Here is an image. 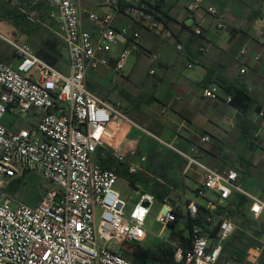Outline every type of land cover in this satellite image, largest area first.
I'll return each instance as SVG.
<instances>
[{
	"label": "built area",
	"instance_id": "obj_1",
	"mask_svg": "<svg viewBox=\"0 0 264 264\" xmlns=\"http://www.w3.org/2000/svg\"><path fill=\"white\" fill-rule=\"evenodd\" d=\"M98 1L107 8L102 15L82 9L78 0H49L48 24L41 20L39 0H32L21 11L29 24L45 26L63 42L69 54L68 72L0 33L18 60L15 66L0 60V264H136L115 247L144 243L148 238L145 226L154 213L162 232L171 229L170 239L164 243L173 249L175 264H235L224 260L225 247L239 230L236 216L231 214L237 207L235 195L247 200L254 219L264 214L263 199L238 184V172L210 169L177 151L189 166L204 171L202 184L195 190L203 202L188 194L181 199L166 195L159 201L152 193L137 190L136 204L127 213L128 203L116 187L120 176L101 165L102 160L112 158L128 165L131 175L141 172L134 163L137 144L143 135H153L125 114L120 104L101 98L90 72L109 66L108 55L119 36L132 35L134 47L139 46L141 33L134 26L162 32L157 11L151 6L165 0H155L150 6L144 0ZM182 2L191 15L204 10V0ZM205 12L217 31L228 27L226 13L216 7ZM117 14L127 17L130 24L115 28ZM83 17L96 28L86 29ZM193 31L203 35L201 25L196 24ZM259 36L264 42V30ZM240 54L248 52L243 49ZM128 56L125 52L116 62L114 71L119 77L124 75ZM157 60V56L150 57L152 64ZM261 60V55L254 57L256 63ZM245 73L242 69L241 74ZM203 96L217 100L218 89H204ZM225 102L231 104L232 96H226ZM13 105L21 115L32 111L40 115L38 125L18 131L6 127L3 120ZM263 119L264 108L253 123L259 127ZM131 131L135 136L129 137ZM251 138L258 139L259 131ZM210 141L207 136L201 139L203 144ZM26 172L42 176L51 185L35 206L17 203L6 191ZM98 209L102 211L99 222ZM254 249L260 256L264 245ZM250 251V263L259 264L262 257L253 262Z\"/></svg>",
	"mask_w": 264,
	"mask_h": 264
},
{
	"label": "crops",
	"instance_id": "obj_2",
	"mask_svg": "<svg viewBox=\"0 0 264 264\" xmlns=\"http://www.w3.org/2000/svg\"><path fill=\"white\" fill-rule=\"evenodd\" d=\"M31 1L29 0L27 5H24L23 0H17L15 4L11 3L12 10L22 13V9L27 8ZM145 1L150 4L155 2V0ZM9 2L10 0H0L5 18H9L8 4H6ZM39 6L41 20L48 24L52 11L49 0H39ZM208 7H216L228 15L229 24L224 31L216 30L214 20L205 12ZM82 9L86 8L82 7ZM106 11L107 8L102 13L96 14L102 15ZM160 11L164 15L158 11L156 13L163 27L162 32L155 33L134 26V30L141 33L138 47H134L132 35L118 37V44L108 55L109 66L92 71L99 72L102 78L101 82L98 83V80L93 78L90 72V76L96 82L95 91L99 96L102 93L107 96L109 102L123 106L122 102L109 99L113 94L108 89L109 84L103 79L104 75L116 74L114 71L116 62L120 58L119 53L123 51L129 52V56L132 54L145 56L149 61L151 56H157L156 63L152 64L150 61V72L154 71L155 74L151 75L149 72V75L157 80L152 86L154 92H149L144 110L131 111L126 108L131 116L129 117L153 135V137L147 135V139L143 142V139L140 140L134 160V163L141 169L139 173L156 182L149 183L146 188L147 192L155 196L161 195L160 198L156 196L158 200L166 195H170L173 199H181L182 194L189 196L190 193L195 194V190L202 184L204 171L197 165L189 166L188 161L177 151L198 160L210 169L221 172L231 170L238 172V183L243 188V178L246 175L245 161L251 164L256 175L255 169L264 160V119L260 122V129L253 123L258 112L264 108V42L259 36V32L264 30V2L262 0H204V10L196 15H191L186 11L182 0H165L160 6ZM1 18L2 16H0ZM83 20L86 29L94 30L96 28V25L91 23L87 17H83ZM129 24L130 20L122 14H117L114 18L113 26L117 29ZM196 24L203 28L202 36L194 34L193 28ZM42 27L43 31L40 33L27 36L22 33L14 21L13 31H20V33L18 32L19 36H14L12 39L4 37L8 40L30 38L36 54L45 48L48 41L57 40L63 46L64 55V59L60 61L58 67L61 71L68 72L69 54L65 45L48 28ZM0 33L2 34L1 31ZM243 49L248 52L245 56L240 54ZM256 55L262 56L261 62L254 61ZM0 60L11 66H15L18 62L13 48L1 38ZM242 69H246L245 74H241ZM116 76L119 77L117 74ZM221 78H226L233 86L246 89L251 95L254 105L246 114L225 102L226 96L231 95L217 84ZM207 88H217L219 99L204 97L203 92ZM113 91L119 93L120 96L128 97L131 101L133 99L137 101L146 95L143 91H139L136 96L125 90L118 91L113 88ZM14 109L16 108L13 105L8 114ZM40 119L41 116L32 111L28 114H20V116L7 117L6 115L3 123L9 129L18 131L26 126L36 127ZM149 129L154 130L152 132ZM257 131H259V138L252 140V134ZM135 134V131H131L129 137L135 136ZM205 136L209 137L211 141L203 144L201 139ZM161 141L171 144L175 150L165 146ZM116 144L123 145V142L116 141ZM232 145L238 147L236 152L229 150ZM243 155H247L248 159H243ZM142 158L146 160L143 162ZM125 167L128 168V165ZM156 179H162L165 184L157 182ZM255 183L259 186L262 185L261 188L264 190V184L260 181ZM125 184L126 188L132 189L137 197V190L140 191L138 182L136 181L134 186H131L129 182ZM247 186L248 188L244 189L252 193H256L259 189L255 188L253 184ZM126 188L121 187L118 190L129 205L134 199ZM235 198L236 195L234 202L245 209L248 218L254 219L249 214L247 200L242 196L239 201H236ZM236 221L238 224L237 218ZM249 232L248 230L247 235L250 239H254L256 244L247 249L245 264H251L248 252L256 246L264 245L258 243L255 236L249 235ZM263 253V251L260 253L258 260ZM225 255V261L230 260L235 264H243L226 250Z\"/></svg>",
	"mask_w": 264,
	"mask_h": 264
},
{
	"label": "rangeland",
	"instance_id": "obj_3",
	"mask_svg": "<svg viewBox=\"0 0 264 264\" xmlns=\"http://www.w3.org/2000/svg\"><path fill=\"white\" fill-rule=\"evenodd\" d=\"M15 1L17 0H10L7 5L8 11L12 9V4H15ZM82 7L94 12V13H102L104 10H106V7L99 2L98 0H78ZM29 0H23V4L25 5L28 3ZM27 5V4H26ZM2 8V9H1ZM0 16L2 18L0 19V31L2 32V35L12 39L19 36L20 31L16 32L13 31L14 28V21L10 17L5 18L3 16V6H0ZM4 17V18H3ZM18 33V34H17ZM18 43L28 45L33 51L36 52L33 46L32 40L29 38L21 40L20 38L18 40H15ZM124 51L122 53H119V57H122L124 55ZM151 69V63L149 59L145 56H139L136 54H132L127 59L126 68L124 70V76L123 78H119L116 76V74H108L104 75L103 79L106 80V83L109 84L108 89L111 90L112 96L109 97V99L112 100H118L119 102L123 103L122 110L127 114L129 113L126 110V108H129L131 111L136 110H144V107L146 105V100L149 96V92H154L153 89V83L157 80L155 77H152L149 75ZM66 72V71H65ZM91 75L93 78L98 80V83L101 82L102 78L99 75V72H91ZM91 76L90 78L93 79ZM100 80V81H99ZM95 86L96 82L94 81ZM113 88L119 90H125L126 92H129V94L137 95L139 91H143L146 93V95L137 100L134 101V99L131 101L126 96H120L119 93H116L113 91ZM115 92V93H113ZM100 97L103 99H107V96H104L103 93L100 94ZM108 100V99H107ZM130 111V112H131ZM20 116L19 112L14 109L10 114H7L8 116ZM131 117V116H130ZM153 132L154 129H149ZM142 142L145 141L147 138L146 136L141 137ZM154 144V143H153ZM155 145V144H154ZM237 146H230L229 150L236 152ZM140 156V153H139ZM138 157V154H137ZM243 159H248L247 155H243ZM244 168L246 171V175L243 178V188H248V184H253L255 188L257 189V192L254 193L256 195H259L263 201H264V190H262V185H256L255 182L260 181L262 184H264V160H262L259 167L255 169L256 175L254 174V171L251 167V164L247 161L244 163ZM156 174V173H155ZM130 179L136 180L140 186V191H147L146 188L148 187L149 183L153 182L152 179H149L146 175L139 173L136 176H121L119 177V181L117 182V189L118 188H126V184ZM153 183H156L155 181ZM239 184V183H238ZM50 183L45 180L42 176L33 173V172H26L25 175L22 177L21 180H17L12 182L9 187L7 188V193L9 196H11L17 203L29 205V206H35L37 205L42 197L44 196L46 190L50 187ZM126 190L130 193L132 198L134 199L132 202L129 203L127 208V213H129L136 204V193L132 191V189ZM190 198L197 200L199 202H203L201 199H199L196 194L190 193ZM240 196L236 195L235 200L239 201ZM160 201V200H159ZM158 203L156 204V207L158 209V206L160 205ZM14 203V204H17ZM156 209V210H157ZM102 211L100 209L97 210V221H100ZM250 222V232L249 235H254L255 239L258 243L264 244V215L258 220H254L251 217L249 218ZM239 222V221H238ZM146 232L148 233L147 240L142 243L141 245H135V244H124V245H116V250L122 252V253H128L131 256H136L140 249L146 250L150 248H156L159 244L162 242H168L171 236V229L168 228L164 232H162V226L156 222V213L152 214L150 218L148 219L146 226H145ZM100 245H105L103 241L99 240ZM246 249V247H244ZM128 257V256H127ZM130 259V258H128ZM134 259V258H133Z\"/></svg>",
	"mask_w": 264,
	"mask_h": 264
},
{
	"label": "trees",
	"instance_id": "obj_4",
	"mask_svg": "<svg viewBox=\"0 0 264 264\" xmlns=\"http://www.w3.org/2000/svg\"><path fill=\"white\" fill-rule=\"evenodd\" d=\"M144 2H146L144 0ZM163 1H158L156 7H152L155 11L160 12V6ZM149 6L150 3L146 2ZM9 17L13 19L22 33L27 36H33L35 34L43 31V27L40 25H31L26 21V17L24 14L20 13V11L9 10ZM164 15V14H163ZM159 20V17H158ZM62 44L57 40L53 39V41H48L45 45V48L40 50L37 55L59 69V63L64 59ZM217 84L229 95L232 96L231 105L237 109L238 111L246 114L254 105V100L248 91L244 88L236 87L231 84L226 78H221L218 80ZM101 165L109 170L114 171L117 175L121 176H132L128 168L125 167L124 164L112 159L107 158L102 160ZM131 186H134L135 180L130 179L128 181ZM157 198H160L161 195H156ZM231 214L236 216L239 225V230L236 232L233 240L226 247V252H228L231 256H235L238 262H243L245 264L246 261V251L248 248L255 246L256 241L254 239H250L247 235L248 230H250V220L248 218V214L245 213V209L237 205L236 209H231ZM204 216H201V221ZM175 237V235H172ZM243 246V250H242ZM246 247V249L244 248ZM124 256L129 260L133 261L136 264H175L173 260V249L167 244L162 242L156 248L150 249H140V252L136 256H131L128 253H125ZM128 256V257H127ZM134 258V259H133ZM259 264H264V253L262 255L261 261Z\"/></svg>",
	"mask_w": 264,
	"mask_h": 264
},
{
	"label": "bare ground",
	"instance_id": "obj_5",
	"mask_svg": "<svg viewBox=\"0 0 264 264\" xmlns=\"http://www.w3.org/2000/svg\"><path fill=\"white\" fill-rule=\"evenodd\" d=\"M250 258L253 262H256L259 258V252L256 249H251L250 251Z\"/></svg>",
	"mask_w": 264,
	"mask_h": 264
}]
</instances>
